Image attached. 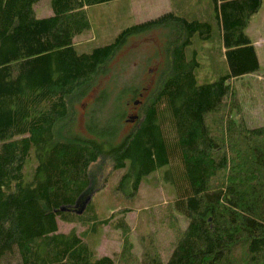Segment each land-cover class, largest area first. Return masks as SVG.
<instances>
[{
	"label": "trees",
	"instance_id": "1",
	"mask_svg": "<svg viewBox=\"0 0 264 264\" xmlns=\"http://www.w3.org/2000/svg\"><path fill=\"white\" fill-rule=\"evenodd\" d=\"M109 1L51 0L53 14L38 17L40 0H0V264H264V125L246 124L231 84L260 69L247 28L263 0H213L212 22L169 12L110 44L79 50L75 39L90 27L88 8ZM169 24L179 36L139 124L119 145L109 126L101 131L111 137L102 142L73 136L71 99L128 36ZM215 27L229 70L199 83L188 51ZM92 131L101 132L96 124ZM32 151L30 179L24 170ZM105 155L114 170H125L116 191L128 201L143 177L166 168L177 188L162 215L175 239L167 258L154 232L142 237L140 257L131 253L126 205L109 217L94 211L93 167ZM60 221L90 230L61 232ZM104 226L122 232L120 259L99 257L88 240Z\"/></svg>",
	"mask_w": 264,
	"mask_h": 264
},
{
	"label": "rangeland",
	"instance_id": "2",
	"mask_svg": "<svg viewBox=\"0 0 264 264\" xmlns=\"http://www.w3.org/2000/svg\"><path fill=\"white\" fill-rule=\"evenodd\" d=\"M34 9L38 17L53 14L51 0H40ZM169 12L205 22L215 20L213 0H113L88 8L90 27L77 36L75 42L79 50L89 51L95 46L114 42L129 27L155 20ZM170 25L128 36L90 87L71 99L69 131L73 136L102 142L111 137L101 131L109 126V131H117L114 144L119 145L139 124L134 125L127 120L131 115L141 116L142 105L136 106L134 100L144 93V102L148 101L168 68L171 43L179 36ZM213 32V37L199 39L188 51L199 83L217 80L229 70L219 28L215 27ZM247 34L256 43L260 69L250 76L233 79L231 84L240 99L246 124L256 127L264 125V0L260 10L253 15ZM95 124L101 131L98 134L92 131ZM36 157L32 151L24 170L27 178L32 179V172L37 166ZM112 166V159L105 155L93 167L98 173L94 211L102 217H109L118 211V207L126 205L129 209L125 215L130 228L128 241L133 246L131 253L140 257L142 237L154 232L158 236L155 242L163 257L167 258L175 239L168 226L162 223V215L166 206L174 201L177 188L166 178V168L143 177L138 191L128 201L116 191L125 170L116 171ZM181 225L185 227L186 224L181 220ZM59 229L61 232L76 229L86 235L90 230L89 226L79 222L62 221L59 222ZM93 234L88 236V240L91 246H95L99 257L107 255L120 259L124 244L120 230L104 226Z\"/></svg>",
	"mask_w": 264,
	"mask_h": 264
},
{
	"label": "flooded vegetation",
	"instance_id": "3",
	"mask_svg": "<svg viewBox=\"0 0 264 264\" xmlns=\"http://www.w3.org/2000/svg\"><path fill=\"white\" fill-rule=\"evenodd\" d=\"M151 72H152V69H151ZM146 90V89H145ZM139 96V99H137V100H134V101H137L138 102V104L136 105V106H138V105H142V104H144V103H146V102H144V93H140V95H138ZM148 99V98H147ZM135 103V102H134ZM131 116H136V115H131ZM130 116V117H131ZM137 120H135L133 123H131V124H136V123H138L139 122V115H137ZM129 118V117H128Z\"/></svg>",
	"mask_w": 264,
	"mask_h": 264
},
{
	"label": "water",
	"instance_id": "4",
	"mask_svg": "<svg viewBox=\"0 0 264 264\" xmlns=\"http://www.w3.org/2000/svg\"><path fill=\"white\" fill-rule=\"evenodd\" d=\"M135 105H137L138 104V102L137 101H135V103H134ZM137 116H131V117H129L128 118V122H130V123H133L135 120H137ZM90 200H91V198H90ZM63 211H65V209H63Z\"/></svg>",
	"mask_w": 264,
	"mask_h": 264
},
{
	"label": "crops",
	"instance_id": "5",
	"mask_svg": "<svg viewBox=\"0 0 264 264\" xmlns=\"http://www.w3.org/2000/svg\"><path fill=\"white\" fill-rule=\"evenodd\" d=\"M253 44H254V46L256 47V43H254L253 42ZM259 59V58H258ZM259 63H260V61H259ZM250 75H252V74H248V75H245V76H250ZM244 77V76H243ZM260 126H262V125H260ZM256 127H258V126H256Z\"/></svg>",
	"mask_w": 264,
	"mask_h": 264
}]
</instances>
